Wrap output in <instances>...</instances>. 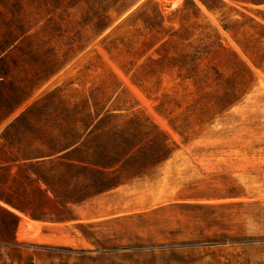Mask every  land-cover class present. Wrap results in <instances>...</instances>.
<instances>
[{
  "label": "rangeland",
  "instance_id": "obj_1",
  "mask_svg": "<svg viewBox=\"0 0 264 264\" xmlns=\"http://www.w3.org/2000/svg\"><path fill=\"white\" fill-rule=\"evenodd\" d=\"M0 13V264H264V0Z\"/></svg>",
  "mask_w": 264,
  "mask_h": 264
},
{
  "label": "trees",
  "instance_id": "obj_2",
  "mask_svg": "<svg viewBox=\"0 0 264 264\" xmlns=\"http://www.w3.org/2000/svg\"><path fill=\"white\" fill-rule=\"evenodd\" d=\"M15 23V20L13 18L7 19L5 16H3L0 13V43L4 45H11L15 44L18 42L20 38L24 36L26 33V30L23 28V26H16V28L13 27ZM20 25V22L19 24ZM5 51L4 49L0 51V57L2 54H4ZM76 162H83L81 159L80 160H75ZM76 165L71 164L70 167H75ZM104 170L106 169L105 166L100 165ZM103 174V173H102ZM96 184L99 186L98 190L104 191L105 189L109 188L110 185L106 183H101V182H96ZM102 186V187H101ZM13 208L24 212L20 210L19 208L12 206ZM14 220H16V224L18 222L17 218L14 217Z\"/></svg>",
  "mask_w": 264,
  "mask_h": 264
}]
</instances>
